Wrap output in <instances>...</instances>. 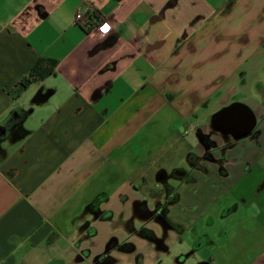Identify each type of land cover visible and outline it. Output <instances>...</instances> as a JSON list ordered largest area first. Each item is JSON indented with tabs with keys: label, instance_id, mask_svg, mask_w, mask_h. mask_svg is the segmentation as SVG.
I'll use <instances>...</instances> for the list:
<instances>
[{
	"label": "crops",
	"instance_id": "1",
	"mask_svg": "<svg viewBox=\"0 0 264 264\" xmlns=\"http://www.w3.org/2000/svg\"><path fill=\"white\" fill-rule=\"evenodd\" d=\"M85 4L96 10L89 27L75 23ZM263 53L264 0H0V264H101L118 238L154 264L160 254L133 238L137 225L158 234L148 213L168 188L166 240L229 194L257 239L228 264H264V154L234 153L242 139L264 150ZM38 61L45 78L16 92ZM233 103L255 115L253 136L211 127ZM200 133L216 162L202 158ZM117 252L128 254L113 247L106 264Z\"/></svg>",
	"mask_w": 264,
	"mask_h": 264
},
{
	"label": "rangeland",
	"instance_id": "2",
	"mask_svg": "<svg viewBox=\"0 0 264 264\" xmlns=\"http://www.w3.org/2000/svg\"><path fill=\"white\" fill-rule=\"evenodd\" d=\"M258 63H260V68L256 72V77L259 76L258 79H261L262 84L264 85V53L259 58ZM243 79H246V81L249 82L250 75H248L246 78L243 77ZM247 151H252L253 158H256V160L259 156H261V154H264V150L259 151L258 146H255V148L253 146H250L248 141L245 139L240 140V143L235 148L234 153H246ZM260 164L261 167H264V156L260 158ZM170 184L172 186H178V183L173 180H171ZM219 197L217 198L218 200H216L210 208L206 207V209L200 210L205 213L201 218H198L199 220L193 225L192 228L189 229L188 232H185L183 234H176L173 232L172 234H170V239L166 240V243L169 241V251L168 253H162L159 256V260L156 264H196V261L200 258L210 257V255L215 257L216 261L214 264H228L229 262H232L234 255L238 256L241 253L240 250H244V254L246 255L247 248H254L252 247V244L257 239L255 238V228L250 227L247 230L244 226V221H246V214L242 207V201L237 198L231 197L229 194L224 195L220 198ZM235 206H238V211H235L229 216L222 218L224 210H228L230 207ZM200 211H197V216L198 213L200 215L203 213ZM141 228V225L136 226L137 230H140ZM233 229L237 232L236 237L232 239H230L229 237L227 238V236H229V231ZM118 231H121V228L119 226ZM203 233L208 234L210 239L215 241V245L217 244L219 247L217 246V249H212V247H209L208 245L202 246V248H200L199 250L192 251V242ZM223 233L226 236H223ZM133 239H136V241H138L137 249H141L148 245L151 246V244H148L149 242L138 236H135ZM118 241L119 244L127 242L122 240L121 238H118ZM142 253V257L144 255L147 256L146 253ZM180 254L184 258L187 257L185 261ZM136 255L137 254L135 253L123 254L117 252V255L115 257V259H117V262L115 264H135ZM148 261H150V256H148Z\"/></svg>",
	"mask_w": 264,
	"mask_h": 264
},
{
	"label": "flooded vegetation",
	"instance_id": "3",
	"mask_svg": "<svg viewBox=\"0 0 264 264\" xmlns=\"http://www.w3.org/2000/svg\"><path fill=\"white\" fill-rule=\"evenodd\" d=\"M190 128L193 129V126H190ZM12 133L15 134L16 138L20 137L22 135L21 134L22 132L20 131L19 128L12 131ZM254 133H255V128L253 129L251 135L253 136ZM199 137H200V140H201L203 148H204L202 158H205L206 160L211 161V162H216V160L212 156V151L217 149V147H216V144L214 143V141L210 139V135L209 136L208 135L203 136L200 133ZM230 137H232V136L230 135ZM189 158L192 160L193 156H189ZM218 163H219L218 164L219 165L218 166L219 172L222 175H225V169H223L222 164L220 163V160H218ZM181 174L183 175L184 173H181ZM159 175L162 177V178H160L162 180V182L165 183V185L167 187H169V185H167L168 175H166L165 173H160ZM182 175H180V176H182ZM166 191H167V193H166V196H165L163 203L153 205L154 210L152 212L148 213L150 215V218L154 219L156 222L158 221V223H159L158 224V229H159L158 234L155 230L149 229V228L148 229L147 228H141L140 230H136V233L139 236H141L142 238H145L151 244V247H153V249L156 251V253L160 254V255L162 253H168V251H169L168 250L169 246L166 245V239L168 237L167 232L169 229L173 228V226L170 225L165 218H166V214L168 212L167 204L171 202L170 200H173V198H175L176 194L174 195L172 190H169V188ZM244 211H245L246 216L251 214L250 211H248V210H244ZM232 235H234L233 237H236V235H237V232L234 229L229 231L228 237H231ZM223 236H226V235L223 233ZM123 245H130V249L124 250L122 248ZM208 245H209V247L215 246V241L211 240L208 234L203 233V234H201V236H198V238L192 242V249H193L192 251L199 250L200 248H202V246H208ZM113 247L117 248L121 251L127 252V253H135V251H136L135 245L128 243V242H124L123 244H119L117 241L113 240V246L110 247V249ZM110 249H109V251H110ZM181 257H182V255H181ZM182 258L185 261V259L187 257L186 258L182 257ZM211 258H212L211 256L206 257V258H200L199 260L196 261V264H214V262L212 263ZM158 260H159V256L156 255L154 264H156L158 262ZM99 262L101 264H106L109 262H113V259L111 257H109L108 253L106 252V256L100 257L98 263ZM135 264H142V257L139 254L136 255Z\"/></svg>",
	"mask_w": 264,
	"mask_h": 264
},
{
	"label": "water",
	"instance_id": "4",
	"mask_svg": "<svg viewBox=\"0 0 264 264\" xmlns=\"http://www.w3.org/2000/svg\"><path fill=\"white\" fill-rule=\"evenodd\" d=\"M51 91L41 96L37 93L27 105V109L23 110V121L32 114L36 107L45 105L51 96ZM22 121V122H23ZM256 125L255 115L249 107L242 103H233L216 112L211 118V127L223 134L231 135L233 139L239 140L249 136Z\"/></svg>",
	"mask_w": 264,
	"mask_h": 264
},
{
	"label": "trees",
	"instance_id": "5",
	"mask_svg": "<svg viewBox=\"0 0 264 264\" xmlns=\"http://www.w3.org/2000/svg\"><path fill=\"white\" fill-rule=\"evenodd\" d=\"M41 66H42V61H38L32 67V69L30 70L28 76L25 77L24 79H22L19 83H17V85H16V92L22 91V90L26 89L31 83H33V82H35L37 80H40V79L45 78V76L47 75V73L44 72V71L42 73H40ZM23 116L24 115L21 116V114H20L19 115V118L16 120V123H14V124H17L19 126V122H20L21 119H23ZM20 131L22 132L21 134L24 133L23 130L20 129ZM23 135H21V137ZM112 246H113V241H110L109 244H108V246H107V253H108L110 247H112ZM122 248L124 250H129L130 249V245H123ZM102 256H106V253H104Z\"/></svg>",
	"mask_w": 264,
	"mask_h": 264
},
{
	"label": "built area",
	"instance_id": "6",
	"mask_svg": "<svg viewBox=\"0 0 264 264\" xmlns=\"http://www.w3.org/2000/svg\"><path fill=\"white\" fill-rule=\"evenodd\" d=\"M96 16V10L93 6L89 4H85L83 7L79 8L75 12V23L79 24L80 26H87L89 27L90 23L93 21L94 17ZM102 29L105 28L108 30L109 25L103 22L99 25Z\"/></svg>",
	"mask_w": 264,
	"mask_h": 264
},
{
	"label": "snow or ice",
	"instance_id": "7",
	"mask_svg": "<svg viewBox=\"0 0 264 264\" xmlns=\"http://www.w3.org/2000/svg\"><path fill=\"white\" fill-rule=\"evenodd\" d=\"M105 30H107V29L105 28Z\"/></svg>",
	"mask_w": 264,
	"mask_h": 264
}]
</instances>
